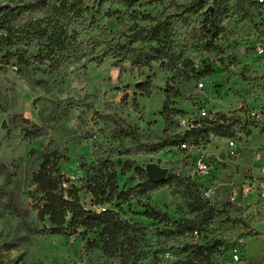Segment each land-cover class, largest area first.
I'll return each mask as SVG.
<instances>
[{
	"label": "rangeland",
	"instance_id": "obj_1",
	"mask_svg": "<svg viewBox=\"0 0 264 264\" xmlns=\"http://www.w3.org/2000/svg\"><path fill=\"white\" fill-rule=\"evenodd\" d=\"M29 1L0 0V8ZM177 1L185 5L190 0ZM245 1L230 0L235 15L221 25L216 50L201 43L207 32L204 17L180 18L176 46L193 60L196 71L181 66L171 70L160 63L139 67L113 58L90 63L68 57L59 60L40 55L33 44L7 46L6 31L0 28V264H125L120 256L90 245L98 237L94 232L52 235L45 231L50 224L40 220L41 195L33 175L46 154L61 156L60 173L81 189L88 205L92 199L85 195L84 166L95 164L97 154L103 153L114 161L132 160L144 170L158 164L167 170V178L176 174L197 184L202 196L212 188L215 193L206 200L217 208L229 203L233 186L245 180L264 181V122L253 117L264 110V5L258 4L264 2L249 0L258 15L243 20L240 8ZM163 8L156 4L144 10L156 15ZM116 10L121 7L115 3L104 5L94 23L95 10L87 14L79 41L86 45L102 26L117 30L116 17L106 16ZM8 51L16 55L11 57ZM204 111L218 118L231 116L235 137L210 134L207 144L201 142L187 151L178 150V145H158L184 131L181 120H206ZM230 141L234 142L231 149ZM139 144L157 147L144 151ZM200 160L209 162L208 174L196 171ZM140 183L134 171L124 175L118 171L120 190L135 189ZM257 202L256 192L247 201L237 196L229 215L218 214L195 240H225L228 247L217 254V262L236 264L240 240L254 224L264 222V201ZM119 204L114 201L107 207L123 220L147 228L140 264H184L188 253L183 246L192 236L174 232L193 216L183 186L161 185ZM147 209L168 217L149 219L144 215Z\"/></svg>",
	"mask_w": 264,
	"mask_h": 264
},
{
	"label": "trees",
	"instance_id": "obj_2",
	"mask_svg": "<svg viewBox=\"0 0 264 264\" xmlns=\"http://www.w3.org/2000/svg\"><path fill=\"white\" fill-rule=\"evenodd\" d=\"M112 3L119 5L121 10L108 11L106 16L116 17L118 29L108 31L106 26L99 27L98 36L84 45L79 41L80 30L88 21L83 18L95 10L94 23V17L103 13L104 5ZM156 4L163 6V11L153 15L154 12L147 13L144 10ZM240 12L243 20H254L255 15H258L249 0L241 4ZM233 15L235 8L230 0H190L185 5H180L177 0H31L0 8V28L6 31L4 39L7 46L33 44L40 55L55 56L59 60L68 57L84 59L90 63L113 58L130 61L139 67L160 63L162 68L175 70L181 66L196 71L193 60L187 58L184 50L176 46L180 18L187 20L196 16L204 17L202 25L204 30L207 28V32H203L201 43L216 50L221 25ZM144 22L147 24L143 25ZM8 54L11 57L16 55L10 51ZM21 56L23 53L19 54V58ZM205 74L209 75L210 71ZM234 126L235 122L225 116L216 121L202 120L199 127L183 131L158 145L172 147L181 142L189 145H199L201 142L207 144L210 134L233 138ZM155 147L139 144V148L144 151H153ZM60 159L57 152L46 154L40 170L33 175L36 191L41 195L40 220L50 224L45 229L47 233L61 235L66 232H94L98 237L90 245L101 247L107 254L120 256L125 264H140L144 255L141 241L147 228L123 220L117 211L107 206L114 201H118L120 206L124 205L135 195H144L161 185L174 183L183 186L193 216L179 224L174 232L180 236H192L183 246V250L188 253L184 264H223L217 262L216 256L222 248L228 247V242L219 237L205 242L195 238H200L203 232L208 231L218 214L228 216L230 203L222 208L210 205L203 198L197 184L176 174H170L165 182L154 184L148 180L144 169L135 166L134 161H114L109 154L103 153L97 154L95 164L84 166L85 195H90L92 199V204L88 205L80 194L81 189L70 184L73 180L60 173ZM118 171L123 175L134 171L140 176L141 183L129 191L120 190ZM64 183L68 184V188L63 186ZM101 206H105L104 210L97 209ZM144 215L153 220L168 217L153 209H147ZM237 221L244 223L240 219ZM245 227L250 228L248 224Z\"/></svg>",
	"mask_w": 264,
	"mask_h": 264
},
{
	"label": "built area",
	"instance_id": "obj_3",
	"mask_svg": "<svg viewBox=\"0 0 264 264\" xmlns=\"http://www.w3.org/2000/svg\"><path fill=\"white\" fill-rule=\"evenodd\" d=\"M261 2H264V0H260ZM200 87H203V83H201L199 85ZM203 115L206 117V120L209 121H216L219 118L216 116V114L210 115L208 112L204 111ZM234 117V116H232ZM254 117V121H258V122H264V110H260L259 112L255 113L253 115ZM229 119H233L231 118V116L228 117ZM201 120H181L180 121V126L183 128L184 131H189L191 129H195L197 127L200 126ZM201 145V143L199 144ZM196 146L198 145H189L187 142H181L177 149L180 151H187V150H193L194 148H196ZM230 149L234 147V142L230 141L229 143ZM231 155L232 158L236 157V153L234 150H231ZM196 171L199 174H208L210 171V164L209 162L205 161V160H200L197 163L196 166ZM63 186L65 188H68V184L64 183ZM253 192H256L258 195V202L256 204H259V202L264 201V181H260V180H245L242 184H240V186H233L229 192V203H233L237 196H239V198L247 201L248 198L251 196V194ZM214 190L212 188H208L204 194H203V198L204 199H209L214 195ZM100 210H104V208L100 209ZM195 235L197 236V234L195 233ZM233 263H242V259H241V255L239 254H235L234 255V262Z\"/></svg>",
	"mask_w": 264,
	"mask_h": 264
},
{
	"label": "crops",
	"instance_id": "obj_4",
	"mask_svg": "<svg viewBox=\"0 0 264 264\" xmlns=\"http://www.w3.org/2000/svg\"><path fill=\"white\" fill-rule=\"evenodd\" d=\"M242 264H264V222H257L240 240Z\"/></svg>",
	"mask_w": 264,
	"mask_h": 264
},
{
	"label": "water",
	"instance_id": "obj_5",
	"mask_svg": "<svg viewBox=\"0 0 264 264\" xmlns=\"http://www.w3.org/2000/svg\"><path fill=\"white\" fill-rule=\"evenodd\" d=\"M146 176L154 184L165 182L167 179V170L158 164H149L146 166Z\"/></svg>",
	"mask_w": 264,
	"mask_h": 264
}]
</instances>
